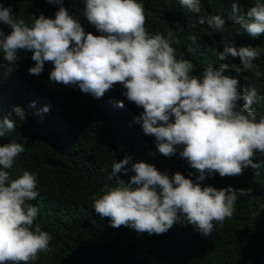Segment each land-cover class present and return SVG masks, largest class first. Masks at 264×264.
<instances>
[{
  "label": "clouds",
  "instance_id": "1",
  "mask_svg": "<svg viewBox=\"0 0 264 264\" xmlns=\"http://www.w3.org/2000/svg\"><path fill=\"white\" fill-rule=\"evenodd\" d=\"M61 4V0H47ZM192 13H200L201 0H178ZM82 15L99 35L86 32L78 18L63 6L55 18L32 16L31 23L17 18L11 5L0 3V52L12 63L21 50L31 52L34 66L29 75L39 76L45 62L52 65L49 80L65 86H77L95 99L103 98L117 84L129 102L143 109L135 117L143 134L155 137L156 151L165 157L177 153L198 173L196 182L180 172L171 176L145 161L132 162L126 155L113 159L108 180L92 200V210L108 219L113 228L121 226L138 234H164L178 223H187L199 234L210 237L214 222L221 225L232 218L240 196L251 197V189H217L202 186L214 173L220 177L242 175L252 168L259 175L264 159L254 162L257 153L264 157V112L254 105L264 101L254 86L241 90L238 76L227 74L230 65L209 63L198 74L196 65L183 55L177 58L179 39L170 29L149 33L141 0H83ZM238 25V37L217 51V59L239 58L242 68L257 78L264 76L254 61L261 53L252 47L264 34V0H252L241 13L240 0H232L231 15ZM212 32L222 31L226 19L220 15L198 16ZM237 44L241 47L233 46ZM234 67V65H232ZM243 101V104H239ZM33 102L30 107H34ZM123 107V102H118ZM45 105L40 112L47 113ZM12 112L21 121L25 111L14 106ZM39 114V113H37ZM16 129V121L0 116V138ZM25 143L28 138L23 137ZM25 151L23 143H0V264H30L40 253L50 251L53 237L36 223L39 208L31 203L40 196L36 174L24 170L13 178L9 170ZM131 165L130 168L126 167ZM107 171V170H106ZM134 173L127 181L120 174ZM192 173H189L191 176Z\"/></svg>",
  "mask_w": 264,
  "mask_h": 264
},
{
  "label": "trees",
  "instance_id": "2",
  "mask_svg": "<svg viewBox=\"0 0 264 264\" xmlns=\"http://www.w3.org/2000/svg\"><path fill=\"white\" fill-rule=\"evenodd\" d=\"M147 17L149 33L167 35L171 29L180 44L177 58L183 55L196 65L198 74L205 65L219 63L230 65L227 74L238 76L241 90L250 86L264 96V76L257 78L251 72H236L242 68L239 58L217 59V51L229 40L245 42L238 37V25L227 17L231 15L232 0H201L200 13H192L178 0H141ZM241 13L252 0H240ZM5 7L11 5L17 18L31 23L32 16L43 14L55 18L60 6L78 18L86 32L99 35L82 15L83 0H61V4L47 0H0ZM220 15L226 19L222 31L212 32L207 24L197 22L198 16ZM5 34L9 27L0 24ZM260 53L254 64L264 73V34L252 41ZM239 48L241 46L233 44ZM31 52L21 50L14 62L3 59L0 52V116L16 121V129L0 138V143L16 140L23 143L25 151L16 158L11 170L13 178L28 170L36 174L40 196L31 203L39 208L36 223L50 233V251L40 253L30 264H264V165L259 175L245 168L242 175L220 177L214 173L206 177L202 186L217 189H251V197L237 193L235 211L221 225L214 222V231L205 237L187 223H178L164 234H138L123 227L113 228L108 219H101L92 210V200L108 180L113 159L117 162L126 155L132 162L145 161L158 171L171 176L180 172L196 182L198 173L178 151L165 157L155 148V137L143 134L135 117L143 111L123 95L122 85H115L97 100L82 93L77 86H65L49 80L52 65L45 62L39 76L29 75L34 66ZM234 65V67H232ZM123 107H118V102ZM35 102L34 107L30 105ZM243 104V101H239ZM49 106L47 113L40 112ZM21 107L25 119L21 121L12 112ZM264 112V101L253 106ZM39 113V114H37ZM23 137H27V143ZM264 159L259 153L254 162ZM130 164L126 167L130 168ZM107 170V171H106ZM192 173L189 176V173ZM134 173H121L127 181Z\"/></svg>",
  "mask_w": 264,
  "mask_h": 264
}]
</instances>
